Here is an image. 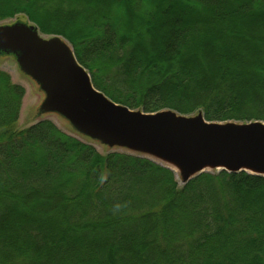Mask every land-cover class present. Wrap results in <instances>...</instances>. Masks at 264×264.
<instances>
[{
    "label": "trees",
    "instance_id": "1",
    "mask_svg": "<svg viewBox=\"0 0 264 264\" xmlns=\"http://www.w3.org/2000/svg\"><path fill=\"white\" fill-rule=\"evenodd\" d=\"M64 37L93 84L132 110L264 122V0H0ZM0 72V264H264V177L184 185L42 120Z\"/></svg>",
    "mask_w": 264,
    "mask_h": 264
},
{
    "label": "water",
    "instance_id": "2",
    "mask_svg": "<svg viewBox=\"0 0 264 264\" xmlns=\"http://www.w3.org/2000/svg\"><path fill=\"white\" fill-rule=\"evenodd\" d=\"M45 93L39 116L58 114L80 134L167 165L186 184L210 171L264 177V122H209L172 110L146 113L116 103L97 89L63 38H44L35 25L0 26V54Z\"/></svg>",
    "mask_w": 264,
    "mask_h": 264
},
{
    "label": "rangeland",
    "instance_id": "3",
    "mask_svg": "<svg viewBox=\"0 0 264 264\" xmlns=\"http://www.w3.org/2000/svg\"><path fill=\"white\" fill-rule=\"evenodd\" d=\"M18 22L29 24V25H35V23L31 22L27 18V16L18 15L15 18L0 21V26L11 25V24L18 23ZM40 34L44 38H47V39L54 37V36H59V35H52V34H49V35L42 34V33ZM59 37L63 38L68 44H70L69 41H67L64 37L62 36H59ZM0 72H4L8 74L11 78V81L14 84L20 85L25 89V96L22 101L20 118L18 121V129L20 130L27 129L30 126L42 120H48V121H51L53 124H55L58 127V129H60L65 134L83 143L93 146L101 155H108L110 153H115V152L123 153V154L141 155L137 153H132L126 149L110 148V147L102 145L98 141L91 140L88 137L78 133L65 118L61 117L58 114L49 113V114H44L42 116H39L38 115L39 109L43 101L45 100V93L40 89V86L32 78H30L29 76H27L21 71L14 55H8L4 53L0 54ZM141 156H144V155H141ZM144 157H147V156H144ZM147 158L158 164H161L162 166L169 168L167 165L160 163L159 161H156L150 157H147ZM220 172L221 171H210V172H205V173L219 174ZM176 175H177V180L179 184L184 185L182 183L180 175L177 173Z\"/></svg>",
    "mask_w": 264,
    "mask_h": 264
}]
</instances>
